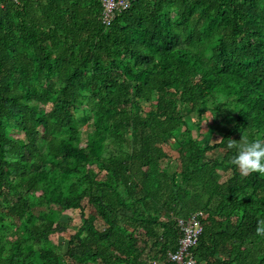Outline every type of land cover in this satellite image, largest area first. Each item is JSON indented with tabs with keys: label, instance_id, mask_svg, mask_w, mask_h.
Masks as SVG:
<instances>
[{
	"label": "trees",
	"instance_id": "1",
	"mask_svg": "<svg viewBox=\"0 0 264 264\" xmlns=\"http://www.w3.org/2000/svg\"><path fill=\"white\" fill-rule=\"evenodd\" d=\"M101 12L0 0V264H173L197 212V264H264V174L228 147L264 137V0Z\"/></svg>",
	"mask_w": 264,
	"mask_h": 264
},
{
	"label": "built area",
	"instance_id": "2",
	"mask_svg": "<svg viewBox=\"0 0 264 264\" xmlns=\"http://www.w3.org/2000/svg\"><path fill=\"white\" fill-rule=\"evenodd\" d=\"M16 2V0H13ZM102 6L101 20L109 26L115 15L127 10L135 0H99ZM203 215L197 212L185 219H177L176 224L181 232L177 249L168 254L169 262L173 264H197L191 249L196 245L202 233L201 219Z\"/></svg>",
	"mask_w": 264,
	"mask_h": 264
},
{
	"label": "clouds",
	"instance_id": "3",
	"mask_svg": "<svg viewBox=\"0 0 264 264\" xmlns=\"http://www.w3.org/2000/svg\"><path fill=\"white\" fill-rule=\"evenodd\" d=\"M228 147L235 149L233 162L242 175L264 174V137L250 139L242 136L239 140L229 141ZM256 231L264 235V219L258 221Z\"/></svg>",
	"mask_w": 264,
	"mask_h": 264
},
{
	"label": "rangeland",
	"instance_id": "4",
	"mask_svg": "<svg viewBox=\"0 0 264 264\" xmlns=\"http://www.w3.org/2000/svg\"><path fill=\"white\" fill-rule=\"evenodd\" d=\"M201 119L202 120H201L200 128L198 129V135L201 136V143L202 145H204L209 140L218 138L219 129L223 127V124L222 121H220V119H218L217 116H213L210 112L204 113ZM185 120L192 129L194 130L197 129L198 121L194 119L193 115L187 116ZM76 126L77 129L81 130L82 126L80 123H77ZM13 135L15 137H19V135L16 132H13ZM75 217H77V215H75ZM66 242H67V237L65 235L58 236V243L62 246V248L66 247Z\"/></svg>",
	"mask_w": 264,
	"mask_h": 264
}]
</instances>
